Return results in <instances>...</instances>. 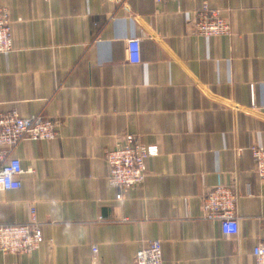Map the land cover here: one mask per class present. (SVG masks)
Masks as SVG:
<instances>
[{"label":"crops","instance_id":"1","mask_svg":"<svg viewBox=\"0 0 264 264\" xmlns=\"http://www.w3.org/2000/svg\"><path fill=\"white\" fill-rule=\"evenodd\" d=\"M202 2L231 34L195 35ZM13 50L0 55V114L57 123L58 137L24 141L22 187L0 191V225L35 208L52 242L0 264H135L161 240L164 264H255L264 240V0H0ZM140 38V61L127 43ZM126 134L157 145L146 180L118 201L108 150ZM237 195L239 233L203 219L217 186Z\"/></svg>","mask_w":264,"mask_h":264},{"label":"built area","instance_id":"2","mask_svg":"<svg viewBox=\"0 0 264 264\" xmlns=\"http://www.w3.org/2000/svg\"><path fill=\"white\" fill-rule=\"evenodd\" d=\"M157 3L166 0H155ZM182 1V0H176ZM5 8H0V55L13 50L12 21ZM191 27L195 35L207 37L228 36L231 34L229 21L218 9H212L208 2H202L196 12ZM140 38L128 40L129 61H140ZM57 123L42 116L24 117L18 112L0 114V191L17 190L22 187L20 176L24 173L21 160L12 155L13 150L24 141H50L58 137ZM157 145H146L132 135L126 134L116 146L108 150L105 160L109 173L107 181L116 189V199L122 201L126 194L142 184L148 176L147 161L159 154ZM252 156L255 170L264 180V148L253 146ZM203 219L219 224L224 236L232 237L239 233L237 217V195L225 185L209 190L201 198ZM43 224L37 220L32 207L26 222L0 225V253L25 255L51 244L43 231ZM161 240L151 241L142 246L134 257L135 264H164ZM91 263L100 264L98 247H91ZM255 264H264V240L252 249ZM78 264V263H73Z\"/></svg>","mask_w":264,"mask_h":264}]
</instances>
